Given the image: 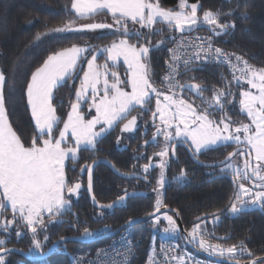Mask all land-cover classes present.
Instances as JSON below:
<instances>
[{"label":"snow or ice","instance_id":"6c2138e0","mask_svg":"<svg viewBox=\"0 0 264 264\" xmlns=\"http://www.w3.org/2000/svg\"><path fill=\"white\" fill-rule=\"evenodd\" d=\"M71 10L78 19H88L99 13L111 14L113 23L77 25L74 20H69L48 32L38 33L35 39L39 40L49 32L84 33L98 29H114L111 34L118 35L119 38L103 47L73 44L55 51L32 72L25 89L27 107L34 122V134L28 143H25L9 120L5 99L9 81L4 71L0 70V232L7 234L0 236V264H6L7 254L22 251L6 247L8 238L13 234L17 240L30 234L29 254L41 259L46 255L44 247L45 242L50 239V225L62 223L71 214L74 220L70 222V226L79 229L81 221L72 207L73 197L79 198L83 185L79 179L69 177L66 165L71 166V171H75L81 153L97 151L109 130H114L123 122L121 134L133 133L140 127L138 118H143L149 112L155 131L151 140L143 141L141 148L158 144L157 137H163V146L151 156L134 149L136 154L133 159L148 160V163L141 166L140 172H121L114 163L98 159H92L90 163L86 161L80 166V174L87 175V191L91 201L100 209L97 215L102 216L104 209L123 206L129 196L133 195L125 189L123 195L116 200L108 204L99 202L93 192L94 169L99 163L109 164L122 176L145 181L149 179L150 169H160L157 186L153 188L157 199L153 211L146 213L156 225L160 222L157 213H160L161 208L167 207L161 199L160 189L167 183L165 170L169 167L168 158H177L178 162L177 147L187 146L193 159L203 164L199 159L201 154L235 145L233 151L218 161L220 171L231 172L233 178L234 191L226 209L197 217L191 230L187 232V238L209 255L225 258L228 264H240L241 258L245 256L248 258L247 264H264V256H256L243 240L230 246L212 243L214 232L209 233L206 228L209 223H219L222 215L236 216L254 206L264 210V66L257 67L243 55L216 47L213 40V37L230 34L236 27L234 22L224 19L236 9L227 12L202 9L200 0L193 3L178 0L176 9L162 7L160 0H72ZM201 11L202 15L199 14ZM248 16V8L244 6L241 17L246 19ZM130 24L139 25V28L130 27ZM157 24L164 27L157 28ZM204 26H207L211 35H185L197 32ZM141 29H146L147 32ZM165 30L170 35L153 44L152 37L163 36ZM177 33L180 34L179 37ZM168 43L173 46L167 48L169 55L164 61L167 71L161 79L166 91H161L152 80L150 53L164 50ZM101 56L105 62L98 64ZM121 58L127 66L124 79L115 70L120 65ZM82 62L86 63V70ZM207 64L226 65L232 79L222 76L223 86H213L211 89L197 83L195 76L184 82L178 79L196 69L202 70ZM78 69L83 73L82 77L78 74ZM76 79L80 80V84L75 89V99L69 101L70 110L66 119H62L57 115V108L53 104L55 91ZM233 84L239 88V112L246 114L248 122L235 121L229 115L235 109L236 94L232 91ZM243 84L248 87L244 88ZM208 91L212 93L210 98L205 96ZM186 96L195 97L201 103L196 104L195 99H186ZM84 104L88 105L89 112L95 110V115L90 119L82 111ZM133 111H137L138 115H131ZM147 131L145 121V133ZM122 138V135L117 136V145ZM153 157L160 158L158 164L153 163ZM234 157L243 158L242 166L233 163ZM133 168H136L135 164ZM186 178L184 168L172 177L177 182ZM8 213L11 214L10 217ZM163 219L168 223L164 232L179 231L173 216L164 213ZM139 222L140 218L129 217L121 227H130ZM109 230L108 225L95 231L84 226L82 238H94ZM59 239L66 241L68 237L61 236ZM126 245L122 253L113 249L122 259H112L111 264H129V258L134 252L133 239L128 238ZM177 247L179 246H165L162 243L160 251L165 257L164 264H170L171 261L185 264L183 255L169 257ZM101 255L107 256L108 252L100 249L97 256ZM155 256L156 249L153 247L148 257L149 264H153Z\"/></svg>","mask_w":264,"mask_h":264},{"label":"trees","instance_id":"16d2710c","mask_svg":"<svg viewBox=\"0 0 264 264\" xmlns=\"http://www.w3.org/2000/svg\"><path fill=\"white\" fill-rule=\"evenodd\" d=\"M71 2L72 0H0V70L4 71L9 81V86L5 89L6 108L10 122L25 143L30 142L34 134V122L27 107L25 95L26 85L32 72L43 63L48 55L55 51L85 42L92 46L102 47L119 38L118 35L111 34L114 29H103L84 33L49 32L46 36L42 35L39 40L35 39L38 33L48 32L49 29L62 26L69 20H74L77 25L91 21L113 23L111 15L107 13H99L88 19H78L74 11L71 10ZM189 2L193 3L195 0H189ZM200 3L202 9H211L213 11L220 9L227 12L230 9H236L231 16L224 17L225 20L234 22L236 27L231 30L230 34L213 37V40L228 51L243 55L249 63L257 67L264 66V0H200ZM160 4L165 8L175 7L178 4V0H160ZM238 4L240 7H237ZM244 6H247L249 12V16L246 19L241 17ZM199 14L202 15V11ZM129 26L132 27L131 24ZM155 27L164 26L157 24ZM141 31L147 32L146 29ZM198 31L207 36L211 35L205 28ZM169 35L168 31L165 30L163 36H153L152 43L155 44L161 39H166ZM176 35L178 37L180 34L177 33ZM170 45L171 43H168L164 50H154L150 53L152 80L155 86L162 84L161 77H163L166 67L164 61L168 59L167 48ZM191 76H195L196 82L202 83L208 89L213 86L222 87V76L228 80L232 79L223 67L214 64H207L202 70L196 69L187 73L181 77V82L188 80ZM77 82L78 79L56 90L53 103L62 119L66 118L70 109L69 101L75 99ZM235 86L234 84L232 85V91L237 95L238 90ZM209 93L211 91L206 92L205 96L210 98L211 95H207ZM234 104V110L237 111L234 113L230 111L234 115L232 113H229V115L236 118L240 113H237L239 111L236 100ZM145 114L143 118H140V123L142 124L148 120V124L151 126L152 121L149 120L151 114ZM238 117L244 118L242 114ZM121 123L114 130H109L105 134L98 145L97 151L81 153V159L75 165V171H71V166L66 165L71 179L83 180L86 183V177L81 176L76 167H80L86 161L90 162L97 157L107 158L122 172L133 171L134 164L140 167V164L145 159L136 160L133 159V156L136 154L134 149L140 150L143 139L140 134L138 136L130 133L121 134ZM121 135L123 138L120 144L117 145L116 138ZM233 147H221L218 150L209 151V161L223 159L228 152L233 150ZM153 148V146H150V152L147 156L157 152ZM153 158L155 162L158 157ZM174 167L176 165L172 166L171 171L175 169V173L180 167ZM198 169L205 170L203 167ZM158 174L157 168H154L149 175L154 183L158 178ZM198 176L199 172L196 177ZM209 176L211 177L207 180H204L205 177L203 175L184 185L171 186L166 190L165 204L179 212L188 231L191 230L197 217L213 213L218 209H226L229 197L233 194L232 177L224 176L218 178L214 173L212 175L209 174ZM129 180L131 179L118 175L110 166L101 164L97 167L94 174L93 192L99 202L109 203L121 195L125 182H129ZM139 182H142V180L139 179ZM155 201V194L151 195L145 192L144 194L135 195L122 207L115 210H104L103 215L98 216L97 214L100 210L92 204L87 192L83 191L78 199L73 197L72 211L78 214L81 221L79 229L77 230L70 226V222L74 220L71 214L65 217V222L53 223L48 228L50 239L45 242L44 252L61 236L82 235L84 226L94 231L104 229L105 225H108L110 230L116 229L123 225L129 217L137 218L153 211ZM168 215L173 216L172 214ZM161 216L159 224L154 225L149 219L131 226L135 240L139 245V255L134 264H147L149 262L148 257L151 255V250L156 247L150 236L156 235L159 237L164 229L168 227L167 221ZM208 218L210 220L211 216ZM209 225L212 227L214 234H216L215 236L224 237V239H219V241L225 245L236 244L243 240L256 256L264 255V210L259 206L244 210L236 216L222 215L219 223L215 225L210 223ZM212 231L208 232L211 233ZM104 232L107 231H103L100 234ZM168 234L170 238L165 239L184 245L180 230L177 233L168 232ZM110 238L91 244L76 241L65 242L48 258L30 264H74V258L78 253L88 249L94 250ZM241 260H248V258L245 256ZM6 264L17 263L12 257Z\"/></svg>","mask_w":264,"mask_h":264},{"label":"flooded vegetation","instance_id":"af4514ba","mask_svg":"<svg viewBox=\"0 0 264 264\" xmlns=\"http://www.w3.org/2000/svg\"><path fill=\"white\" fill-rule=\"evenodd\" d=\"M138 120H139L138 121V124L140 125V127L135 132L130 133V134H133L134 136H138V134H140L141 138L143 139L142 140V143H141V145H142L143 144V141L145 139L151 140L152 134L155 131V129L152 127V125L150 126V124H148L149 122L147 120V128H148V131L145 133V122L141 124L140 123V118H138ZM149 120L151 121V116H150V119ZM157 123H158V121H157ZM121 126H122V124H121ZM157 140L159 141V143L156 144V145L150 144V145H148V146H146L144 148H141V146H140V152L145 153V155L147 156V154L150 152V150H149L150 146H153L154 147L153 149H156L157 151H159L160 148L163 146V137H157ZM234 148H233V150H234ZM208 152L201 154L200 157H199V159L201 161H203L204 163H215V162H218V161L223 160L225 158L224 157L223 159H220L218 161H209ZM177 157H178V162H177V158H172V157H169L168 158L169 159V167L165 170V176H166L167 183L165 184V187L163 189H160V192L162 193L161 199H162V201H163L164 204H165V198H166L165 195L167 193L166 190H168L171 186L172 187H175L177 185H180V186L181 185H184V184L188 183L189 181L196 180L198 177H201L203 175L205 177L204 180H207V179H209L211 177V176H209V174L212 175L213 173L218 178L224 177V176H227V177L230 176V177H232L231 172H228V171L221 172L220 171V167L221 166H218V167H206V166H204V165H202L200 163H197L196 160L193 159L191 153L187 151V146H178L177 147ZM98 158H104V157H97L95 159H98ZM236 158L237 157H234L233 159H236ZM144 159H145V161H143L142 164H140V167L139 166H136V168L133 171H129V172H140L139 170H141V166L143 164H145V163H148V160L146 158H144ZM159 159L160 158L158 157L156 159V161H155L157 164L159 162ZM154 160L155 159L153 158V162H154ZM173 165H176V167H174V168L180 167L179 170H177L175 173H174V170H175L174 168H173L174 170L171 171ZM202 167L205 170L198 169V168H202ZM76 168L78 169V171L80 173V167L77 166ZM156 168H157V170L159 172L160 169L158 167H156ZM181 168H184L186 170V172H187V178L185 180H183L182 182H177V181L173 180L172 177L175 176V175H178ZM213 168H215L214 171H212ZM198 172H199V176L196 177ZM151 173H152V169H150V174ZM81 176H84L87 179L86 173L84 175H81ZM129 179H131V180H129V182H127V183L125 182V186L122 188L121 195H123L124 190L127 189L128 192L137 191V192H141V194H144L145 192H147L148 194H151V195L155 194L156 195V199H157V193L155 191H153V188H155L157 186L156 185V181L154 183L151 180V177L150 176H149L148 181H145L143 179H140V180H142V182H139V180L136 179V178H129ZM80 181H81V183L84 186L83 189L80 191V196H81V193L83 191H86L87 194H88V196H89V193L87 191V182L85 183L83 180H80ZM131 198H129V199H131ZM166 206L171 207L169 205H166ZM120 207H122V206H118L115 209H118ZM171 208H173V207H171ZM115 209H112V210H115ZM165 213L172 214V213H168V212H165ZM163 214L164 213L160 214L159 216H161ZM8 215L10 217L11 214L8 213ZM173 218H174V216H173ZM174 220H175V218H174ZM0 236H7V234L0 232ZM182 242H184L183 237H182ZM193 244L196 246L195 243H193ZM29 246H30V234H28V235L20 238L19 240H17V238L13 234L11 237L8 238V243L6 244V247H8V248H18V249H21V250H23V251H25L27 253H29ZM196 247H198V246H196ZM12 257L14 258V260L16 261L17 264H30V263H32L31 260H29L26 256H24L21 253H10V254H7L6 255V262H8L10 260V258L12 259Z\"/></svg>","mask_w":264,"mask_h":264},{"label":"built area","instance_id":"2783aa9c","mask_svg":"<svg viewBox=\"0 0 264 264\" xmlns=\"http://www.w3.org/2000/svg\"><path fill=\"white\" fill-rule=\"evenodd\" d=\"M185 35L186 36L199 35V36L207 37V35L199 32V31L193 32L190 34H185ZM172 46H173V44L171 43V45L169 47H172ZM215 46L222 48L226 52H230L226 48H224L223 46H221L217 43H215ZM237 54H239V53H237ZM221 67H223L228 72V74L231 76L230 69L226 65H223ZM166 71H167V69L165 67V71H164L163 76L166 74ZM178 79L181 80V77H178ZM128 238L133 239V249H134L133 255L129 258V264H134L138 258V255H139V245L137 244V242L135 240L131 226L124 228L118 234L111 237L107 242L100 245L96 249H94V250L88 249L86 251L78 253L74 258V264H111L112 259H115L116 261H120L122 259V257L120 255H117V252L113 251V249H117L121 253L124 252L125 248L127 246L126 240ZM162 243L165 246L178 245L179 247L176 248V251L174 253H170L169 257L171 255H177V256L183 255L185 257V264H228L225 262H219V261H215V260H212L210 258L201 256L198 253L191 251L185 245L178 243V242H175V241L170 240V239H161L158 242V244L155 247L156 256L153 258V264H164L165 257L163 255V253H161V251H160ZM100 249H105L108 252V255L107 256L101 255L98 257L97 252ZM147 264H149V262ZM170 264H176V261H171Z\"/></svg>","mask_w":264,"mask_h":264},{"label":"water","instance_id":"95a60500","mask_svg":"<svg viewBox=\"0 0 264 264\" xmlns=\"http://www.w3.org/2000/svg\"><path fill=\"white\" fill-rule=\"evenodd\" d=\"M86 23H93V21H91V22H86ZM86 23H81V24H86ZM99 23H105V22H99ZM110 24V23H109ZM78 25H80V24H78ZM203 28H205V29H207V26H204V27H202V28H200V29H203ZM98 30H103V29H98ZM211 34V33H210ZM219 37V36H218ZM139 121V120H138ZM98 160L99 161H105V160H107V161H110V160H108L107 158H98ZM111 162V161H110ZM112 163V162H111ZM101 164H106V165H108V166H110L109 164H107V163H103V162H101V163H99L96 167H95V169H94V174H95V171H96V169H97V167L99 166V165H101ZM201 164V163H200ZM202 165H215V167H218V166H220L219 164H218V162H215V163H204L203 162V164ZM122 172V171H121ZM117 173V172H116ZM118 175H120L119 173H117ZM120 176H122V175H120ZM122 177H125V178H135V177H128V176H122ZM83 185V184H82ZM93 186H94V178H93ZM83 187L84 186H82V188H81V190L83 189ZM80 190V191H81ZM129 193H132L133 195H131V196H129V198H131V197H134L135 195H138V194H141V192H137V191H131V192H129ZM89 198H90V200H91V196H90V194H89ZM128 198V199H129ZM127 199V200H128ZM127 200L125 201V203L127 202ZM92 202V201H91ZM124 203V204H125ZM93 204V203H92ZM103 204H108V203H103ZM94 205V204H93ZM95 206V205H94ZM96 207V206H95ZM104 210H112V209H104ZM165 212H168V213H172L173 214V216H174V218H175V220H176V222H177V224H178V226H179V229H180V232H181V234H182V237H183V240H184V242H185V244H186V246L190 249V250H192L193 252H195V253H198V254H200V255H202V256H204V257H207V258H210V259H212V260H215V261H219V262H225V263H228V261L225 259V258H221V257H216V256H212V255H209V253H207V252H205V251H203V250H201V249H199L198 247H196L192 242H190V238H187V232H188V230L186 229V227L184 226V224H183V221H182V219H181V216H180V214H179V212L176 210V209H173V208H171V207H164V208H161V210H160V213H157V215H160V214H162V213H165ZM137 218H140V220H141V222H144V221H146V220H149V219H151V218H149V217H147L146 215H144V216H141V217H137ZM66 221V219H64V221L63 222H65ZM62 222V223H63ZM141 222H139V223H141ZM136 224H138V223H136ZM136 224H133V225H136ZM124 225V224H123ZM132 225V226H133ZM122 226V225H121ZM121 226H119V227H117L116 229H113V230H110V231H107V232H104V233H102V234H99V235H97V236H95L94 238H88V239H85V238H82V235H69V236H66V237H68V239L66 240V241H60V239H57L56 241H54L52 244H51V246L45 251V253H46V255L43 257V258H41V259H36V258H34L31 254H29V253H27V252H25V251H13L12 253H21V254H23L24 256H26L29 260H31L32 262H36V261H41V260H43V259H46V258H48L61 244H63V243H65V242H70V241H76V242H80V243H85V244H91V243H94V242H97V241H100V240H103V239H106V238H109V237H112V236H114V235H116V234H118L121 230H123L124 228H122ZM14 249H18V248H14ZM49 249H52V251H50L49 252ZM21 250V249H20ZM261 256H264V255H261ZM240 264H247V260H240Z\"/></svg>","mask_w":264,"mask_h":264},{"label":"rangeland","instance_id":"374dc122","mask_svg":"<svg viewBox=\"0 0 264 264\" xmlns=\"http://www.w3.org/2000/svg\"><path fill=\"white\" fill-rule=\"evenodd\" d=\"M189 3H191V2H189ZM165 8V7H164ZM170 9H176L177 8V5L175 6V7H169ZM98 20H100V19H98ZM86 21V20H85ZM84 23V22H83ZM132 27H135V28H139V25H135V26H133V25H131ZM142 30V29H141ZM115 40H117V39H115ZM114 41V40H113ZM112 41V42H113ZM112 42H110L108 45H110ZM78 45H80V46H85V45H90L89 43H87V42H85V43H82V44H78ZM106 46V45H105ZM103 47V46H102ZM85 55H87V54H85ZM89 58H90V56H89ZM105 62V60H104V57L103 56H101V57H99L98 58V61H97V63L98 64H103ZM83 63V62H82ZM110 65H111V62H108ZM83 67H84V69L86 70V67H87V65H86V63H83ZM126 65H124L123 64V60H122V58H121V60H120V65L115 69V70H117L119 73H120V75H121V78L122 79H124L125 78V71H126ZM78 74L82 77V75H83V73L82 72H79V69H78ZM161 79H162V77H161ZM69 82H73L72 80H70ZM79 84H80V80L78 79V82H77V88L79 87ZM235 85V84H234ZM244 86V88H247L248 87V85H246V84H243ZM158 89H160L161 91H166V89L164 88V86L162 85V84H160L159 86H156ZM235 88L238 90V93H237V95H236V101H237V108H238V111H239V104H238V100H239V88L238 87H236L235 86ZM253 91H255V90H253ZM55 94H56V91H55ZM55 94H54V97H55ZM207 95H212V93H209V94H207ZM211 97V96H210ZM186 99H195V97H188V96H186L185 97ZM161 99H163L162 97H161ZM195 103L196 104H200L201 102L199 101V99H195ZM54 104V103H53ZM55 106V105H54ZM56 107V106H55ZM152 108H153V110H154V108H155V100H153V102H152ZM70 110V109H69ZM68 110V111H69ZM82 111L84 112V114H85V117L87 118V119H90L91 118V116L92 115H95V110L94 109H92L91 110V112H89V110H88V105L87 104H84V105H82ZM237 110H234V111H232L233 113L234 112H236ZM232 112H229V113H232ZM150 113V112H149ZM232 113V115H234ZM238 114L240 113V112H237ZM151 114V113H150ZM57 115H59L58 114V112H57ZM131 115H138V112L137 111H133L132 112V114ZM144 115H146V114H144ZM236 115V114H235ZM239 115H241V113L239 114ZM238 115V116H239ZM60 116V115H59ZM237 116V115H236ZM236 117V118H233L232 117V119H234L235 121H240V120H243L244 122H248L247 121V119H246V114H242V116L244 117V118H241V117ZM130 118V117H129ZM66 119V118H65ZM10 120V119H9ZM122 124V123H121ZM61 127H62V124H61ZM99 127V126H98ZM234 147H235V145H233ZM233 147V148H234ZM154 163V162H153ZM233 163L236 165V166H242V163H243V158H241V157H237L236 159H233ZM154 164H157L156 162L154 163ZM254 207H258V206H254ZM251 208H253V207H251ZM250 209V208H249ZM162 218H163V215L161 216ZM210 224V223H209ZM209 224H207L206 225V228H207V230L208 231H212V227L209 225ZM203 227V226H202ZM213 232V231H212ZM211 232V233H212ZM216 234H214V236L213 237H211V242L212 243H219V244H221V245H224V246H227V245H225L224 243H222V242H220L218 239H214V237H217V236H215ZM151 237V241L155 244V245H157L158 244V242L161 240V239H165V238H170L169 237V234L168 233H166V232H162L160 235H159V237H157L156 235H151L150 236ZM214 239V240H213ZM228 246H230V245H228Z\"/></svg>","mask_w":264,"mask_h":264},{"label":"crops","instance_id":"0c3cea01","mask_svg":"<svg viewBox=\"0 0 264 264\" xmlns=\"http://www.w3.org/2000/svg\"><path fill=\"white\" fill-rule=\"evenodd\" d=\"M111 15V14H110Z\"/></svg>","mask_w":264,"mask_h":264}]
</instances>
